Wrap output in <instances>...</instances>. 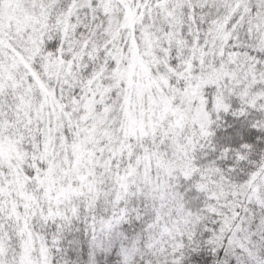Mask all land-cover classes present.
I'll return each mask as SVG.
<instances>
[{
  "label": "snow or ice",
  "instance_id": "6c2138e0",
  "mask_svg": "<svg viewBox=\"0 0 264 264\" xmlns=\"http://www.w3.org/2000/svg\"><path fill=\"white\" fill-rule=\"evenodd\" d=\"M0 264H264V0H0Z\"/></svg>",
  "mask_w": 264,
  "mask_h": 264
}]
</instances>
